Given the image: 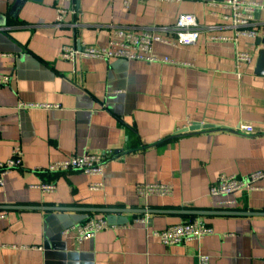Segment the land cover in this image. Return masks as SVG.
Returning a JSON list of instances; mask_svg holds the SVG:
<instances>
[{"label":"crops","instance_id":"0c3cea01","mask_svg":"<svg viewBox=\"0 0 264 264\" xmlns=\"http://www.w3.org/2000/svg\"><path fill=\"white\" fill-rule=\"evenodd\" d=\"M227 1L71 0L62 4L67 15L57 24L56 0H0V75L10 78L0 85V163L16 147L23 161L0 189V264H198L199 254L209 264H264V217L197 218L214 235L164 246L154 234L192 218L143 214L264 213V180L227 199L234 201L230 207L209 195L221 175L264 173V74L257 72L264 0H243L260 6L253 25L258 37L236 41L224 19ZM182 15L196 18L198 42L153 49L175 65L60 59L64 46H106L116 29L172 43ZM238 52L249 53L251 65H237ZM187 123L212 129L178 135ZM245 126L252 134L239 132ZM85 153L110 158L102 177L44 171ZM94 183L103 189L91 191ZM45 184L55 192L31 188ZM149 184L169 185L172 194L139 197L136 186ZM52 207L130 212L79 243L66 231L107 216L43 210Z\"/></svg>","mask_w":264,"mask_h":264},{"label":"built area","instance_id":"2783aa9c","mask_svg":"<svg viewBox=\"0 0 264 264\" xmlns=\"http://www.w3.org/2000/svg\"><path fill=\"white\" fill-rule=\"evenodd\" d=\"M58 3L56 22L62 24L67 15V11L62 8V4L71 0H56ZM132 0H124V5L128 6ZM166 3H180L184 0H156ZM223 8L229 11L225 16V21L231 24L235 30L232 40L240 38L256 40L258 33L253 28L254 15L260 8L258 3L247 2L243 0H228L223 4ZM176 40L168 43L159 36L150 32L134 33L123 29L114 30L106 46L104 47H75L64 46L60 51V59L64 62L77 63L83 60H101V61H125V62H144L149 64H172L174 61L168 58L158 57L154 54L155 44H171L173 47L194 45L199 40L198 23L196 18L191 15H182L177 20L173 28ZM222 40H231L223 38ZM237 65H251L253 57L249 53L238 52L235 56ZM10 83L8 76L0 75V85L6 86ZM37 108V106H29ZM44 108V106H39ZM47 109L51 107H45ZM191 123H187L177 131L178 135L186 134ZM242 134L250 135L253 130L245 126L240 131ZM110 158L105 155L85 153L81 156H73L66 160L50 164L44 171L49 174H63L71 171H78L89 177H102L109 164ZM23 168L22 151L19 147L14 148L11 157L0 163V189L4 187V178L12 171ZM264 180V173L255 172L246 177L235 175H221L217 182L211 186L209 195L213 199L222 200L220 206L230 207L234 205L232 197L243 193L257 190V185ZM32 189L41 190L43 193H54L55 185L45 184ZM91 191H100L103 189L101 183H94L89 186ZM136 194L141 198L150 197H168L172 194V187L164 184L137 185ZM4 216L0 215V220ZM111 228L105 219H90L84 224L72 227L76 235V241L81 243L95 238L98 234ZM214 235L212 228L206 226L201 220H194L180 225L167 228L164 231L154 234L164 246H179L190 242L200 243L205 238ZM209 258L204 254L198 255V264H209Z\"/></svg>","mask_w":264,"mask_h":264},{"label":"water","instance_id":"95a60500","mask_svg":"<svg viewBox=\"0 0 264 264\" xmlns=\"http://www.w3.org/2000/svg\"><path fill=\"white\" fill-rule=\"evenodd\" d=\"M37 1V0H33ZM20 5V4H19ZM119 63L125 62V61H118ZM257 72L259 74H264V51H261L258 56L257 61ZM211 127L208 126H201V125H191L188 132L185 133H195L200 132L201 130H210ZM21 209H33V210H41L40 208H30V207H21ZM48 210L52 212H78V211H85L87 213L92 214H104L107 217V221L110 226H114L116 224L117 216L128 214L130 211H123V210H113V209H72V208H61V207H52L49 209H43ZM143 214H153V215H179V216H187L191 217L192 220H196L197 218H203V217H213V216H225V217H264V213H236V212H203V211H190V210H182V211H143ZM127 223V221H126Z\"/></svg>","mask_w":264,"mask_h":264}]
</instances>
